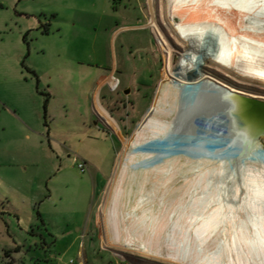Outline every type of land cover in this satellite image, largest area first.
I'll use <instances>...</instances> for the list:
<instances>
[{"label": "rangeland", "instance_id": "rangeland-1", "mask_svg": "<svg viewBox=\"0 0 264 264\" xmlns=\"http://www.w3.org/2000/svg\"><path fill=\"white\" fill-rule=\"evenodd\" d=\"M204 1L200 12L190 14L213 17L219 10L205 3L225 4L220 14L237 34L264 35V0ZM166 7L176 23L180 12L189 19V5L180 0H166ZM240 7L247 19L237 25ZM149 22L147 0H0V264H158L136 262L107 247L101 214L123 145L158 87L181 77L199 88L205 79L186 70L184 54L170 46L174 63L171 72L164 71ZM133 24L145 31L113 39L118 28ZM247 52L236 72L264 89V47L251 46ZM205 75L236 92L264 96L263 90L248 91L220 74ZM38 81L50 84L49 97L37 92ZM96 94L119 134L115 122L109 128L108 113L100 106L101 121L95 126ZM164 98L174 104L189 101L176 86ZM200 98L209 108L189 112L191 143L227 151L225 156L138 145L132 163L122 170L114 205L138 213L137 224L149 225L137 229L119 214V228L188 255L189 264L221 258L224 264H264V168L240 158L236 121L217 96ZM258 141L264 151V136ZM137 162L147 167L133 165ZM226 229L233 235L230 247L220 240Z\"/></svg>", "mask_w": 264, "mask_h": 264}, {"label": "bare ground", "instance_id": "bare-ground-1", "mask_svg": "<svg viewBox=\"0 0 264 264\" xmlns=\"http://www.w3.org/2000/svg\"><path fill=\"white\" fill-rule=\"evenodd\" d=\"M180 1L182 4L189 5L188 9L186 10L187 15H189V19H186L185 17L187 16L182 15L180 12L179 14H177L179 17H181L180 22L176 23V20L171 18L168 13L166 0H147L150 12L149 24L152 27V31L163 53L165 61L164 71L171 72L174 63L172 53L167 48V46H170L171 50H178L179 53L184 54L187 61L184 66L186 70H189L191 72L193 71L194 73L203 76V78L205 79H203L202 85L199 88H197L193 83L185 82L181 77H177L175 80L167 84L162 83L158 87L155 98L150 108L143 116L131 139L129 141H126L123 145V149L117 161L112 179L108 187L105 203L101 208V214L103 216L105 229V245L107 247H113L119 253L125 255L130 254L132 259H134V261L136 262H146V260H150L158 264H189L188 255L184 256L180 251H172L170 249L167 250L161 245V243L156 244L155 242L154 245L149 243L148 241H144V239L140 240L132 234H127L121 231L119 228L121 224L118 218L119 214H122L123 216L122 222H125V220L129 221L133 225L137 226V229H140V227L142 228V230H144L145 228L147 229L149 224L146 221H141L139 222L140 224L134 222V219H136L138 215V213L134 214V211L125 213V210L119 211L118 209H116L114 205L116 203L114 202V193L118 188L122 170L126 165L132 163L131 156L133 155V152L138 145L148 144L154 147H158L161 150H165L169 146L174 145L177 146V148L184 147L192 150L193 152L195 151L200 153H207L210 155H215V157L225 156L227 151L217 153L210 147L206 146L205 148H203V146L200 147L191 143L193 136L191 133V113L189 112H204L207 111V108H209L201 102L200 96L207 95L208 97L212 98L217 96L219 102H221L225 106V109L228 111L227 113L233 114L234 117L237 118L236 121L241 128L239 127V134L234 137V143L235 147L237 146L240 148V156H242L240 158H243L244 161H247L252 165L259 164L258 166H254L255 168H259L261 166V168H264V151L258 141V137L264 136V134L257 136L256 130L258 128V125L253 124L251 126H248L247 123L245 124V122L240 120L237 112L235 113L234 111L235 108L239 109L244 106L243 102L239 99L242 96L259 101H264V96L260 94L257 95L256 93L248 92L246 94H243L236 92L234 91V89L231 90L230 88L222 86L213 81L210 76L207 77L205 75V73L207 72H211L217 75L220 74L230 81L242 84V87L248 89V91H264V89H256L254 88L255 86H251L250 84L246 83L242 79V76L236 72V70L242 68V56H244L245 53H248V47H264V35L258 33L251 34V32L249 31L243 32V35H241L240 33L237 34L235 32V29L233 30L232 28H230V23L228 25L225 18L220 14L223 10H225V4H216L210 1L208 3H205L209 4L213 11L219 10L220 13H215L213 17L209 16L208 18H204L201 20V18H197L196 16L198 15V13H196L195 15L193 13L190 14V12L192 10H195V12H200V10L203 9L202 4L203 2H205L204 0ZM256 1H260L259 3H262L261 0ZM259 10L263 11V8L261 7L259 8ZM237 12V14L235 12L233 13H235V15L237 16V25H240L242 19H247L246 17H244L246 16V11L244 12L243 8L240 7L237 9ZM215 25H218V28H216ZM257 55H259V53H256V56ZM170 86L179 87L180 93L188 98L189 101L186 104H174L167 102L164 98V94L170 88ZM259 93L264 94V92ZM245 114L247 116L249 115L248 112ZM182 126H185L186 128H183ZM252 132L253 134H255L251 135ZM162 134H164V136H162ZM233 156L235 157V155ZM241 163L245 162L241 161ZM133 165L137 167H147V165L141 164L140 162H137ZM168 172L166 170H159V173H161V175L167 174ZM176 177L177 173L175 174V178ZM224 187H226V185H223V188ZM131 213H133L132 217ZM113 233L115 234L112 235ZM231 233V231L226 229V231L223 233L222 239H220L221 241L226 242V245H224L225 247H230V243L232 242L230 241V239L233 240V235H231ZM221 259L219 262H213L210 264H224L225 258L222 261Z\"/></svg>", "mask_w": 264, "mask_h": 264}, {"label": "water", "instance_id": "water-1", "mask_svg": "<svg viewBox=\"0 0 264 264\" xmlns=\"http://www.w3.org/2000/svg\"><path fill=\"white\" fill-rule=\"evenodd\" d=\"M129 92H125V94H128ZM240 101L243 102L242 108H235L234 111L235 113L237 112L239 118L241 121L245 122V124L247 123L248 126H251L253 124H257L258 128H257V132L256 135H261L264 134V101H259V100H255V99H249L246 98L244 96H242L241 98H239ZM249 113V115L247 116L245 113ZM233 119L236 121V117H234V115L232 114ZM239 125L236 121V130H237V135L239 134L238 129H239ZM241 128V127H240ZM255 134V133H254ZM253 132L251 133V135H254Z\"/></svg>", "mask_w": 264, "mask_h": 264}, {"label": "crops", "instance_id": "crops-1", "mask_svg": "<svg viewBox=\"0 0 264 264\" xmlns=\"http://www.w3.org/2000/svg\"><path fill=\"white\" fill-rule=\"evenodd\" d=\"M111 7H113L114 8V5H112ZM49 24H51V23H49ZM50 26V25H49ZM144 26H142V25H139V24H133V25H129V26H125V27H121V28H118L114 33H113V39L115 40V39H117L118 37H119V35L121 34V33H123V32H125V33H129V32H136V31H145L144 30ZM106 81L107 80H105V82L104 83H106ZM40 81H38V83H39ZM102 85V84H101ZM36 90H37V92H43V93H40V94H43V95H45V96H48V93L51 91V88H50V84H47L46 85V87L45 86H43L42 84H38L37 85V87H36ZM49 97V96H48ZM97 106H100L102 109H104L109 115H110V113L105 109V108H103V106L100 104V102H99V99H98V95L96 94V96H95V99H94V112L96 113V117H98V114H97ZM46 114H48V112H47V109H46ZM20 116V115H19ZM110 117H111V115H110ZM99 118V117H98ZM112 118V117H111ZM23 119V118H22ZM100 119V118H99ZM24 120V119H23ZM100 121H101V119H100ZM113 121L115 122V124L117 125V129H118V131L116 132V134H119V132H120V128H119V126H118V124H117V122L113 119ZM95 126H97V124L95 123ZM111 129V128H110ZM114 131V130H113ZM109 135V134H108ZM91 138H96V137H94V136H92Z\"/></svg>", "mask_w": 264, "mask_h": 264}, {"label": "flooded vegetation", "instance_id": "flooded-vegetation-1", "mask_svg": "<svg viewBox=\"0 0 264 264\" xmlns=\"http://www.w3.org/2000/svg\"><path fill=\"white\" fill-rule=\"evenodd\" d=\"M104 120H105V122H108V124H109V128L113 126L114 121H113V119L110 117L109 114H107V117H106ZM99 121H100V119L97 117L96 124L99 123Z\"/></svg>", "mask_w": 264, "mask_h": 264}, {"label": "built area", "instance_id": "built-area-1", "mask_svg": "<svg viewBox=\"0 0 264 264\" xmlns=\"http://www.w3.org/2000/svg\"><path fill=\"white\" fill-rule=\"evenodd\" d=\"M79 169H80L82 172H84V170H85L84 165H79Z\"/></svg>", "mask_w": 264, "mask_h": 264}, {"label": "trees", "instance_id": "trees-1", "mask_svg": "<svg viewBox=\"0 0 264 264\" xmlns=\"http://www.w3.org/2000/svg\"><path fill=\"white\" fill-rule=\"evenodd\" d=\"M45 32H46V30H45Z\"/></svg>", "mask_w": 264, "mask_h": 264}]
</instances>
